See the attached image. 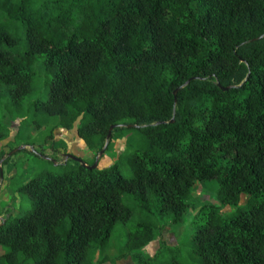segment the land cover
Wrapping results in <instances>:
<instances>
[{"label": "trees", "instance_id": "1", "mask_svg": "<svg viewBox=\"0 0 264 264\" xmlns=\"http://www.w3.org/2000/svg\"><path fill=\"white\" fill-rule=\"evenodd\" d=\"M0 107L21 119L17 138L76 122L90 151L110 126L105 149L125 137L126 150L26 180L30 208L0 225V264H94L119 227L117 258L143 261L160 218L180 223L207 180L233 209L193 217L201 264H264V0H0Z\"/></svg>", "mask_w": 264, "mask_h": 264}, {"label": "rangeland", "instance_id": "2", "mask_svg": "<svg viewBox=\"0 0 264 264\" xmlns=\"http://www.w3.org/2000/svg\"><path fill=\"white\" fill-rule=\"evenodd\" d=\"M35 1L39 3L43 0ZM41 81V77L38 78L35 85L45 95L47 87ZM0 123L9 130L7 138L0 141V153L3 157H7L0 167L2 174L0 211L4 213V220L7 218L12 220L17 214L26 212L30 208L31 201L26 194L19 190V187L39 171L45 168L61 171L64 169L65 163L72 166L75 160L68 155L81 159L83 165L86 166L96 162L97 169H102L113 165L126 151L124 149L125 137L111 139L110 145L104 149L103 153H100V150L97 153L90 151L76 134V122L68 130L52 124L43 126L41 129H35L33 125H30L28 139L15 136L21 119L14 114L7 113L2 107H0ZM49 132L54 135L52 145L50 141L45 142L44 140ZM35 149L42 151V154L34 151ZM119 168L124 176L130 175V171L123 164L119 165ZM216 188L217 184L214 180L196 181L192 186L187 212L182 221L171 224L160 218L161 228L156 232L155 238L137 250L143 261L137 262L130 255L117 258L119 249L126 240L125 229L119 227L117 235L111 236L107 249L95 253L94 264H201L200 259L192 250L193 245L190 240L193 217L204 204L221 208L223 214L233 209L232 207H220L216 198ZM245 199L246 196L243 195L241 201L244 202ZM123 201L131 206H136L126 199ZM103 257H107L108 260L105 261ZM112 258H116V260L112 261ZM24 264H30V260H26Z\"/></svg>", "mask_w": 264, "mask_h": 264}, {"label": "water", "instance_id": "3", "mask_svg": "<svg viewBox=\"0 0 264 264\" xmlns=\"http://www.w3.org/2000/svg\"><path fill=\"white\" fill-rule=\"evenodd\" d=\"M191 80H192V78H189V79H188L183 85H181V86L175 88V89L173 90V95L175 96L176 93H177V91H178L179 89L183 88L185 85H187ZM226 88H227V87H224V89H226ZM171 121H172V120H171ZM111 128H112V126H110V128H109V131H108V133H107V135H106V141H105L103 147L100 149V153H103V151H104V149H105V147H106V145H107V141H108V139L110 138V130H111ZM19 148H22V147H19ZM68 156L71 157V159L76 160V161H79L81 164H84V163L82 162V160L79 159V158H77L76 156H73V155H68ZM91 167H92V168L96 167V162H95L93 165H91ZM0 175L2 176L1 171H0Z\"/></svg>", "mask_w": 264, "mask_h": 264}, {"label": "crops", "instance_id": "4", "mask_svg": "<svg viewBox=\"0 0 264 264\" xmlns=\"http://www.w3.org/2000/svg\"><path fill=\"white\" fill-rule=\"evenodd\" d=\"M89 154H90V156H92L91 153H89ZM3 214H4V213H3L2 211H0V222H1V221L3 222V220H4V219H3Z\"/></svg>", "mask_w": 264, "mask_h": 264}]
</instances>
